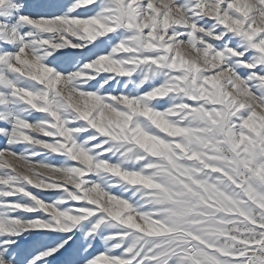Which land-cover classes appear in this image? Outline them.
Instances as JSON below:
<instances>
[{"label":"snow or ice","instance_id":"1","mask_svg":"<svg viewBox=\"0 0 264 264\" xmlns=\"http://www.w3.org/2000/svg\"><path fill=\"white\" fill-rule=\"evenodd\" d=\"M0 264H264V0H0Z\"/></svg>","mask_w":264,"mask_h":264}]
</instances>
